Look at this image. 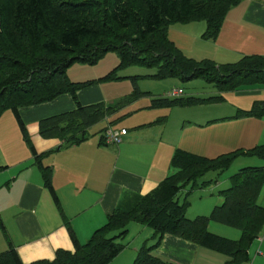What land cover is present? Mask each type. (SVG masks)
Returning <instances> with one entry per match:
<instances>
[{
  "label": "trees",
  "instance_id": "16d2710c",
  "mask_svg": "<svg viewBox=\"0 0 264 264\" xmlns=\"http://www.w3.org/2000/svg\"><path fill=\"white\" fill-rule=\"evenodd\" d=\"M243 0H0V118L12 110L35 164L42 172L45 186L63 216L75 250H58L54 260L31 264H110L125 249L119 241L137 223L154 230L152 246L144 245L134 264H171L152 254L165 235L175 236L227 257L225 264H249L251 249L264 231V206L259 203L264 188V166L246 167L231 177V187L220 192L223 202L209 216L187 218L188 204L178 196L189 184L209 172L223 173L240 156L264 159V145L208 158L176 149L171 168L176 170L147 195L124 197L104 226L81 243L65 216L60 198L52 184V168L43 163L28 134L20 109L52 102L62 95L73 97V111L42 119L39 133L45 139H59L64 146L82 144L89 139L92 126L116 113L125 105L148 93L137 88L119 103L83 106L78 92L105 81L117 80V72L131 66L157 68L153 79H203L215 85L219 93L244 87L264 86V57L245 56L236 63L218 64L197 61L184 55L169 37L176 23L206 22L203 39L218 38L229 11ZM116 52L120 64L100 81L73 82L68 69L76 63L96 65L108 53ZM134 81L137 77L133 78ZM223 97L156 98L151 108L222 102ZM264 117V101L254 102L250 110H241L233 119ZM162 118L159 123H163ZM106 129L100 144L106 143ZM219 223L241 231L239 240L212 233L209 226ZM0 227L5 230L0 217ZM0 264H24L16 248L0 254Z\"/></svg>",
  "mask_w": 264,
  "mask_h": 264
},
{
  "label": "crops",
  "instance_id": "0c3cea01",
  "mask_svg": "<svg viewBox=\"0 0 264 264\" xmlns=\"http://www.w3.org/2000/svg\"><path fill=\"white\" fill-rule=\"evenodd\" d=\"M206 30V22L192 23L194 60L228 64L245 56L264 57V0H243L233 7L216 40L203 39ZM77 96L83 106L107 101L102 83L80 90ZM218 96L223 97L222 102L208 105L230 104L232 114L208 115L206 122L199 126L203 134L199 137L205 136V139L198 142L199 137L195 141L188 140L189 146L183 150L192 151L196 142L195 154L217 158L264 145V117L233 119L239 111L250 110L254 102L264 101V87H244ZM151 105L149 108L154 109ZM76 107L73 97L66 94L49 103L22 108L20 115L36 151L46 153L43 163L52 168V184L62 210L83 244L106 224L108 215L124 197L147 195L171 175L173 154L182 148H179L181 142L176 135L166 137V120L158 122L165 118L162 115H144L147 120H140L141 124L134 126L132 132L126 126H120L127 129L128 134L119 146L101 145V137L95 139L89 135L91 128L88 130L89 139L74 146H64L59 139H45L40 135L39 122L42 119L73 111ZM141 109L143 111L147 106ZM16 124L19 126L15 115H2L0 118V217L5 228L0 227V254L9 249L10 242L24 264L52 261L58 250L74 251L75 246L50 190L44 184L30 146ZM155 126L157 129L153 131L151 128ZM233 164L240 170L260 167L264 166V159L240 156ZM224 182L221 185L217 178H212L205 183L222 187ZM259 202L264 206V188ZM214 203L219 202L216 200ZM215 205L208 206L201 215L209 216ZM137 226L142 228V225ZM209 230L234 240L242 236L241 231L215 222L210 224ZM151 241L154 244L156 240ZM152 254L171 264H225L227 261V257L218 252L171 235H165ZM251 258L249 264L264 261V231L251 249Z\"/></svg>",
  "mask_w": 264,
  "mask_h": 264
},
{
  "label": "rangeland",
  "instance_id": "374dc122",
  "mask_svg": "<svg viewBox=\"0 0 264 264\" xmlns=\"http://www.w3.org/2000/svg\"><path fill=\"white\" fill-rule=\"evenodd\" d=\"M192 36H194L192 33V23H176L169 27L170 39L178 42L177 46L179 49L190 59H192ZM119 64V55L116 52H110L96 65L76 63L68 69L67 73L72 80H77L75 82L100 81L117 68ZM156 73L157 68L131 66L118 71L117 80L101 82L104 85L107 97L106 105L119 103L120 101L129 98L133 92H135L136 88L143 93H148V95L146 94L140 99L125 105L116 113L110 114L106 119L92 126L89 130L91 138L96 139L101 137L103 130L110 126L116 129H122L120 126H126L132 132L135 128L134 126H139L141 124L140 120H147V116L144 117V115H162L161 117L166 118V137L168 138L169 136L176 135L178 141L181 142L179 148L183 149L189 146V144H187L188 140L195 141L199 136L203 135L201 134L202 129H200L199 126H202L201 124L206 122L208 115L232 114V107L230 104H205L190 107L176 106L169 109H150L149 107L152 104V99L154 97L175 99L169 95L175 90H183L184 95L180 97L184 99H207L219 95L215 85L206 80L193 79L189 81H181L179 78L158 80L150 77ZM135 77H137L136 81L133 79ZM260 87L264 86L260 85ZM146 106L147 109L142 111L141 108H146ZM3 115H14V113L12 110H9ZM16 126L19 128L17 124ZM151 129L156 131L157 128L155 126ZM204 139L205 136L199 137L196 142ZM195 143L192 145V151H190L192 153H195L194 150H196ZM24 145L28 147L26 143H24ZM239 170L238 166L232 164L230 168L223 173L209 172L206 174L203 178L198 180V187L193 188V184L187 185L178 196L180 204L184 205L185 202L188 204L186 210L187 218L193 220L199 216H207L201 215V213H204L208 206L211 204H216L215 206L220 205L223 202L220 192L231 187V177L237 174ZM175 172L176 170L172 169L171 175ZM212 178H217L221 185L225 180V185L217 187L215 184L211 185L212 183H205ZM216 200L219 203H214ZM137 227L139 226L135 223H131L128 226L130 232L123 240L119 241L125 246V249L119 258H117L118 260L111 264H134L139 250L144 245L152 246L156 243V241H154L155 243L153 244V241H151L153 239H148L151 238V234H154L153 229L147 226H141L142 228ZM261 264H264V261Z\"/></svg>",
  "mask_w": 264,
  "mask_h": 264
},
{
  "label": "built area",
  "instance_id": "2783aa9c",
  "mask_svg": "<svg viewBox=\"0 0 264 264\" xmlns=\"http://www.w3.org/2000/svg\"><path fill=\"white\" fill-rule=\"evenodd\" d=\"M169 95L173 98H179L183 95V90H175ZM127 134L128 130L125 128L116 129L114 127H109L105 132L106 143H108L109 145L119 146L123 142V137Z\"/></svg>",
  "mask_w": 264,
  "mask_h": 264
}]
</instances>
